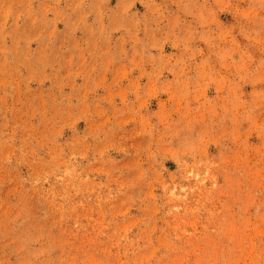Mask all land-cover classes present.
Segmentation results:
<instances>
[{
	"label": "rangeland",
	"instance_id": "rangeland-1",
	"mask_svg": "<svg viewBox=\"0 0 264 264\" xmlns=\"http://www.w3.org/2000/svg\"><path fill=\"white\" fill-rule=\"evenodd\" d=\"M0 264H264V0H0Z\"/></svg>",
	"mask_w": 264,
	"mask_h": 264
}]
</instances>
